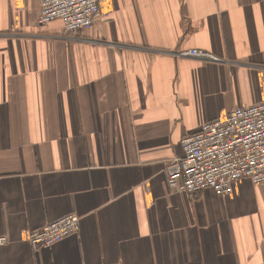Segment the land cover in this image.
Masks as SVG:
<instances>
[{"label": "crops", "instance_id": "1", "mask_svg": "<svg viewBox=\"0 0 264 264\" xmlns=\"http://www.w3.org/2000/svg\"><path fill=\"white\" fill-rule=\"evenodd\" d=\"M39 3L0 0V264H264V184L166 183L184 134L264 100V0H103L70 39Z\"/></svg>", "mask_w": 264, "mask_h": 264}, {"label": "built area", "instance_id": "2", "mask_svg": "<svg viewBox=\"0 0 264 264\" xmlns=\"http://www.w3.org/2000/svg\"><path fill=\"white\" fill-rule=\"evenodd\" d=\"M103 0H40L36 22L59 20L68 39L85 33L106 16ZM183 56L215 58L200 48L179 52ZM182 154L166 165V183L189 195L212 189L224 197L243 179L264 184V100L235 106L223 116L202 122L180 139ZM79 216L67 213L28 231L33 247L51 246L78 228ZM5 238L1 237L0 242Z\"/></svg>", "mask_w": 264, "mask_h": 264}]
</instances>
